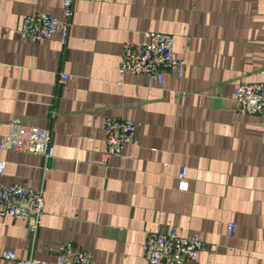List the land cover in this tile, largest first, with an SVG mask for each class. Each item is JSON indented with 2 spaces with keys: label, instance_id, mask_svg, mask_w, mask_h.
Returning a JSON list of instances; mask_svg holds the SVG:
<instances>
[{
  "label": "crops",
  "instance_id": "obj_1",
  "mask_svg": "<svg viewBox=\"0 0 264 264\" xmlns=\"http://www.w3.org/2000/svg\"><path fill=\"white\" fill-rule=\"evenodd\" d=\"M62 5L0 0V143L17 119L51 130L55 147L50 159L0 147V185L45 201L36 234L0 215V264H16L7 249L54 261L63 241L92 264H147L148 232L174 225L206 241L199 264H264V114L234 98L237 84L264 83V0H74L65 43L19 38L23 16L61 17ZM146 31L174 36L183 78L120 72L123 45ZM108 117L137 124L119 156L105 154Z\"/></svg>",
  "mask_w": 264,
  "mask_h": 264
},
{
  "label": "built area",
  "instance_id": "obj_2",
  "mask_svg": "<svg viewBox=\"0 0 264 264\" xmlns=\"http://www.w3.org/2000/svg\"><path fill=\"white\" fill-rule=\"evenodd\" d=\"M74 0H63L62 16L52 14L25 15L18 29L19 38L26 42H38L59 34L65 43L69 34L73 16ZM145 40L127 41L123 45L120 72L144 74L161 82L163 70L172 72L177 78H183L187 62L175 56L174 36L162 31L144 32ZM72 77L63 74L62 80ZM122 85V82H120ZM236 109L241 114H264V83L241 82L234 91ZM137 124L132 119L108 117L105 119L106 156H119L126 144L134 142ZM0 147L26 153L40 154L46 159L53 158L55 147L51 130L38 126H28L20 120L10 123L9 132L3 137ZM6 167V161L0 160V174ZM178 189L187 191L189 180L186 168L178 175ZM0 215L24 218L32 234H36L45 212L43 190L27 187L23 184L0 185ZM228 232L233 234L235 222L228 223ZM206 241L197 233L182 234L177 226L168 230L151 229L144 243L147 264H199L201 251ZM4 256L16 261V264H92L93 256L88 250L76 247L71 241L60 243L56 259L28 256L19 257L12 249L4 251Z\"/></svg>",
  "mask_w": 264,
  "mask_h": 264
}]
</instances>
